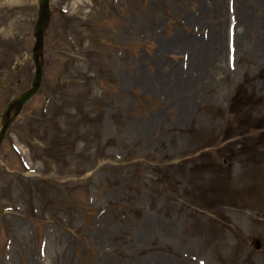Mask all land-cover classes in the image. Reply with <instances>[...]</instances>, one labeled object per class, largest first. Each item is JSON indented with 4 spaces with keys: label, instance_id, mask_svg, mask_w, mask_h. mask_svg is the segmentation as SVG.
I'll use <instances>...</instances> for the list:
<instances>
[{
    "label": "rangeland",
    "instance_id": "1",
    "mask_svg": "<svg viewBox=\"0 0 264 264\" xmlns=\"http://www.w3.org/2000/svg\"><path fill=\"white\" fill-rule=\"evenodd\" d=\"M51 8L0 147V264H264V0ZM36 11L0 0V127Z\"/></svg>",
    "mask_w": 264,
    "mask_h": 264
},
{
    "label": "water",
    "instance_id": "2",
    "mask_svg": "<svg viewBox=\"0 0 264 264\" xmlns=\"http://www.w3.org/2000/svg\"><path fill=\"white\" fill-rule=\"evenodd\" d=\"M48 1L49 0H39V4H40V7H41V10H40V13H41V16H40V19L38 21V23L36 24L35 26V33L37 35V43H36V46L34 48V57L36 59V65H37V68H38V71H39V64L37 62V54H36V50L37 48L41 45V40H42V32H43V28L45 26V24L47 23V20H48V16H49V11H48ZM37 71L36 73V77H35V80H34V87L31 88L30 90L24 92L23 94H21L19 97H18V103H17V106H16V112H15V115L18 113V111L20 110L23 102L35 91L37 85H38V82H39V75L40 73ZM13 118L9 119L6 124L4 125V127L1 129L0 131V142L4 136V133L6 131V128L7 126L10 124L11 120Z\"/></svg>",
    "mask_w": 264,
    "mask_h": 264
},
{
    "label": "bare ground",
    "instance_id": "3",
    "mask_svg": "<svg viewBox=\"0 0 264 264\" xmlns=\"http://www.w3.org/2000/svg\"><path fill=\"white\" fill-rule=\"evenodd\" d=\"M217 49V48H216ZM218 49H219V47H218Z\"/></svg>",
    "mask_w": 264,
    "mask_h": 264
}]
</instances>
